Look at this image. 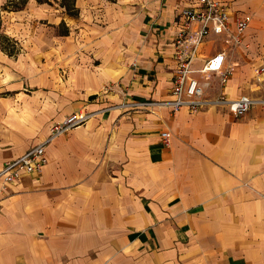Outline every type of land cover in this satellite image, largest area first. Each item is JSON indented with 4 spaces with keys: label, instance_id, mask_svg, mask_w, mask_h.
<instances>
[{
    "label": "crops",
    "instance_id": "0c3cea01",
    "mask_svg": "<svg viewBox=\"0 0 264 264\" xmlns=\"http://www.w3.org/2000/svg\"><path fill=\"white\" fill-rule=\"evenodd\" d=\"M192 1L0 11V33L17 41L15 55L0 48V168L71 112H96L48 143L40 173L0 183V264H264V107L235 117L158 104L171 98V45ZM230 7L231 28L251 16L248 48L210 35L193 67L224 49L234 72L222 86L208 74V94L264 99V0ZM17 56L25 65L13 72Z\"/></svg>",
    "mask_w": 264,
    "mask_h": 264
},
{
    "label": "built area",
    "instance_id": "2783aa9c",
    "mask_svg": "<svg viewBox=\"0 0 264 264\" xmlns=\"http://www.w3.org/2000/svg\"><path fill=\"white\" fill-rule=\"evenodd\" d=\"M184 6L178 15L177 30L171 48L176 62L171 88V98L158 102L176 111L186 108L196 112L208 106L224 107L235 117L248 112L255 104L264 107V99L251 98L240 95L238 98H228L226 94L210 95L211 82L207 79L210 73H216L220 86L225 85L228 77L234 72V65H225L226 50H221L212 56L206 57L200 68L193 67V61L199 52V46L210 35L222 36L227 45H242L248 48L244 41L246 29L251 22V16L236 15L234 27L231 28V3L232 0H193ZM256 74L264 73V67L256 69ZM198 75V76H196ZM202 78V79H199ZM137 105L138 103H132ZM96 112L79 109L71 112L62 120L51 124L49 134L38 145L30 148L22 155L10 159L0 168V183L8 187L17 182L26 174H37L48 162L45 147L58 136L70 132L74 127L85 125ZM162 144L169 146L171 143L170 132L166 129L160 133Z\"/></svg>",
    "mask_w": 264,
    "mask_h": 264
},
{
    "label": "trees",
    "instance_id": "16d2710c",
    "mask_svg": "<svg viewBox=\"0 0 264 264\" xmlns=\"http://www.w3.org/2000/svg\"><path fill=\"white\" fill-rule=\"evenodd\" d=\"M27 0H7L6 4L0 8L1 10H20ZM1 27V23H0ZM17 41L13 38H10L2 33H0V48L2 51L9 55H15L17 50L15 47Z\"/></svg>",
    "mask_w": 264,
    "mask_h": 264
},
{
    "label": "rangeland",
    "instance_id": "374dc122",
    "mask_svg": "<svg viewBox=\"0 0 264 264\" xmlns=\"http://www.w3.org/2000/svg\"><path fill=\"white\" fill-rule=\"evenodd\" d=\"M61 1H62V3L65 6L72 7L71 6L72 0H61ZM108 1L109 2H113L114 0H108ZM63 30H64V28L62 26H58V28H56V30H53L52 33L49 34L50 38H52V39L53 38H61L60 36H58V33L63 32ZM47 36H46V38L49 37V36L48 37ZM20 59L21 58L17 56L16 57V60H13V61L11 60L12 61V64H11V67L9 66V68H11L13 72H15L17 70H21V68L24 67L25 64L23 63V61L21 62ZM6 77L8 78L9 77V74L6 75Z\"/></svg>",
    "mask_w": 264,
    "mask_h": 264
}]
</instances>
